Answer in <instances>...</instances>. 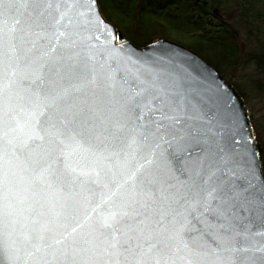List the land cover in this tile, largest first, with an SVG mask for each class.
I'll return each mask as SVG.
<instances>
[{"label":"snow or ice","instance_id":"snow-or-ice-1","mask_svg":"<svg viewBox=\"0 0 264 264\" xmlns=\"http://www.w3.org/2000/svg\"><path fill=\"white\" fill-rule=\"evenodd\" d=\"M115 39L96 0H0V264H264L254 137ZM78 182L108 192L95 218L64 195Z\"/></svg>","mask_w":264,"mask_h":264},{"label":"trees","instance_id":"trees-1","mask_svg":"<svg viewBox=\"0 0 264 264\" xmlns=\"http://www.w3.org/2000/svg\"><path fill=\"white\" fill-rule=\"evenodd\" d=\"M99 2L108 20L122 31L124 41L129 40L137 46L158 39L177 41L208 59L216 68L218 67L211 59V54L210 56L204 54L214 52L222 57L228 55V60L236 58L239 49L236 32L244 31L247 37L258 42L256 49L251 50L250 60H253L256 67L264 73V0H99ZM148 25L151 26L150 29L147 28ZM233 85L245 99L240 89ZM250 117L255 128L251 114ZM255 135L264 170L263 144L259 139V132L255 131Z\"/></svg>","mask_w":264,"mask_h":264},{"label":"water","instance_id":"water-1","mask_svg":"<svg viewBox=\"0 0 264 264\" xmlns=\"http://www.w3.org/2000/svg\"><path fill=\"white\" fill-rule=\"evenodd\" d=\"M98 10L104 20L109 25L110 31L116 37L112 42L115 46L125 45L123 49L124 53H132L134 59H138L141 62L147 61L154 65L162 64L168 71L175 73L186 82V87L195 89L205 98L215 99L222 97L225 100H229L231 109L238 115L239 119L248 128V133L254 137L253 146L255 152L258 154L259 163L262 169V164L258 151V143L255 137L254 128L249 115L248 106L237 88L227 81L221 72L212 65L207 59L202 57L194 50L189 49L177 42L169 39H158L147 43L142 46H137L131 41H123L122 33L117 29L115 24L108 21L102 12L99 0H96ZM83 36L99 35L100 40L93 39L91 42L96 44L99 48L104 45L106 37L102 33H90L83 32ZM87 43V40H86ZM70 103L75 105H82L89 102L91 96L88 94H74L70 98ZM111 148H108L106 155L111 152ZM142 162V161H140ZM74 165L83 170L91 171L95 167L94 158L85 152H77L73 158ZM115 166L118 178H127L131 171L134 170V164L129 163L124 165L123 161L111 160L109 166ZM263 170V169H262ZM103 176V171H102ZM89 186L81 185L79 182L71 188L65 190L64 195H71L78 204V214L91 213L95 218L96 213L92 212L95 204L100 203L103 199V195H107V190L93 189L90 194L87 190ZM106 206H102L97 211H102Z\"/></svg>","mask_w":264,"mask_h":264},{"label":"rangeland","instance_id":"rangeland-1","mask_svg":"<svg viewBox=\"0 0 264 264\" xmlns=\"http://www.w3.org/2000/svg\"><path fill=\"white\" fill-rule=\"evenodd\" d=\"M147 28L150 29L151 26L148 25ZM118 30L122 33L120 29ZM236 36L238 39L237 43L239 47L236 58L233 57L231 58V60H228V55L225 54L226 57H222L218 54L216 55L214 52H206L204 55L210 56L211 54V59L213 60L214 64L217 65V69L221 72L223 77L227 78L230 82L235 84L243 93L246 99L244 100L246 102V105L248 106L249 115L251 114L252 118L255 121V128L253 126L254 133L255 131L259 132V139L261 140L264 148V73L256 67L253 60H250L251 50L256 49L258 42L251 37H247V34H245L244 31H240V33L237 31ZM183 40L189 42L185 38H183Z\"/></svg>","mask_w":264,"mask_h":264}]
</instances>
